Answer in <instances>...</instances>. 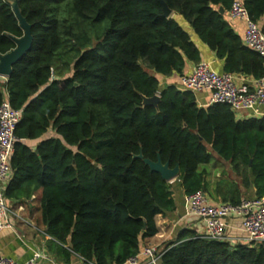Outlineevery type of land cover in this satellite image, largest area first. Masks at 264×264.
<instances>
[{"label":"trees","instance_id":"16d2710c","mask_svg":"<svg viewBox=\"0 0 264 264\" xmlns=\"http://www.w3.org/2000/svg\"><path fill=\"white\" fill-rule=\"evenodd\" d=\"M11 1L0 0V55L15 47L12 36L23 35ZM243 1L264 33V0ZM232 2L18 0L33 40L7 80L0 78V103L7 96L21 110L20 140L49 127L60 137L36 151L15 143L5 194L21 199L41 190V221L52 238L47 249L56 259L68 263L77 254L120 264L156 234V216L175 209L173 183L145 158L179 165L175 181L185 194L201 190L210 200L215 193L219 202L238 204L234 181L211 189L204 165L215 152L244 186L251 174L255 197L264 196V116L240 120L228 104L199 107L194 92L160 85L161 77L183 75L187 62L201 61L175 15L223 61V71L264 75L261 55L219 10L228 12ZM156 93L158 107L143 104V96ZM140 151L143 158L136 157ZM167 246L160 264H264L261 243L231 244L189 229Z\"/></svg>","mask_w":264,"mask_h":264},{"label":"built area","instance_id":"2783aa9c","mask_svg":"<svg viewBox=\"0 0 264 264\" xmlns=\"http://www.w3.org/2000/svg\"><path fill=\"white\" fill-rule=\"evenodd\" d=\"M228 15L232 20L244 24L243 41L250 49L258 52L264 60V33L260 24L252 20L243 0H233ZM238 76L215 70L207 61L196 63L192 71L181 75L180 89L192 92L208 91L209 103H225L234 111L250 110L253 115L264 116V75L253 79L248 88L238 83ZM21 118V110L13 108L5 96L0 103V231L11 227L10 209L5 194L13 175L11 158L15 143L20 140L15 129ZM189 215L197 217L204 224L203 237L226 241L227 219L237 215L245 242H264V196L242 198L238 204L214 202L201 191L186 195ZM167 248L157 245L145 246L120 264H160ZM41 252H34L25 261L0 254V264H40ZM80 264H97L80 256Z\"/></svg>","mask_w":264,"mask_h":264},{"label":"crops","instance_id":"0c3cea01","mask_svg":"<svg viewBox=\"0 0 264 264\" xmlns=\"http://www.w3.org/2000/svg\"><path fill=\"white\" fill-rule=\"evenodd\" d=\"M220 8V7H219ZM220 10V9H219ZM226 18L231 21V24L235 31L243 38L244 24L239 20H232L228 12H223ZM177 20L182 26L190 33L194 34L189 27L187 21L180 15H177ZM192 36V35H191ZM193 40L197 44L201 52V60L207 61L217 71H223V61L218 59L214 52L210 50L196 35H193ZM194 62H187L183 74H188L192 71ZM180 74L173 73L170 76L161 77L160 85L174 84L180 88L179 79ZM5 82L8 77L0 76ZM251 78L239 77L238 83L251 87ZM196 102L199 107L206 108L209 103L208 91L194 92ZM237 119L243 120L253 115L250 110L235 111ZM257 117H260L259 115ZM58 138L60 135L52 128L49 127L41 136L37 138H23L20 141L23 142L32 151H36L40 142L50 139ZM207 168V179L210 182L211 189L214 193L216 183L218 181L227 179L234 181L239 190V194L242 198H250L256 196V189L254 186V177L250 174V182L248 186H244L240 178L233 172L229 162L223 160L215 152H212L211 161L204 165ZM177 176L168 180L173 183V197L175 201V209L167 212L166 214H159L156 216L157 232L151 237H145L141 239L140 249L149 246L157 245L162 248H168L170 242L177 239L179 232L182 229H189L196 233H203L204 224L200 219L189 215V204L186 199V195L182 190L179 183L175 181ZM40 194L41 190L31 191V193L21 199H8V206L10 209V224L11 227L5 228L0 231V254L10 256L18 261H25L32 256L36 251L42 253L40 264H80L81 258L77 254H73L70 257L68 263L56 259L51 255L47 249L49 241L52 240L51 236L46 232L45 225L41 221L40 210ZM212 198V201L219 202L220 196ZM226 227V241L231 244L246 243L244 240V233L241 229V219L237 215H231L227 219ZM261 244L264 245V242Z\"/></svg>","mask_w":264,"mask_h":264},{"label":"water","instance_id":"95a60500","mask_svg":"<svg viewBox=\"0 0 264 264\" xmlns=\"http://www.w3.org/2000/svg\"><path fill=\"white\" fill-rule=\"evenodd\" d=\"M13 11L19 20V24L23 29V35L20 37L12 36L15 42V47L10 51L0 55V76L9 77L13 72L14 64L31 48L33 36L31 33V26L26 21L25 17L21 14V10L18 6V0L11 1ZM163 4V11L165 16L171 14V9L167 6L165 2ZM223 13L224 9L219 8ZM160 101V95L158 93L153 96L146 97L143 96L144 105H154L158 107ZM136 157L143 158V153L140 151ZM145 163L149 165L150 169L160 173L162 178L165 180H170L179 174V165L170 167L168 163H163L158 157L156 161H152L148 158L144 159Z\"/></svg>","mask_w":264,"mask_h":264},{"label":"rangeland","instance_id":"374dc122","mask_svg":"<svg viewBox=\"0 0 264 264\" xmlns=\"http://www.w3.org/2000/svg\"><path fill=\"white\" fill-rule=\"evenodd\" d=\"M175 17H177V15H175ZM191 35H192V37H194V36H193L194 34H191Z\"/></svg>","mask_w":264,"mask_h":264}]
</instances>
